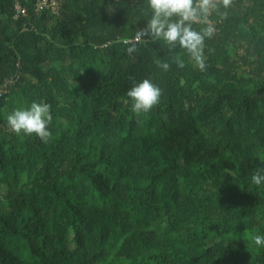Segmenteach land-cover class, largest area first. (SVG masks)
<instances>
[{
  "label": "trees",
  "instance_id": "16d2710c",
  "mask_svg": "<svg viewBox=\"0 0 264 264\" xmlns=\"http://www.w3.org/2000/svg\"><path fill=\"white\" fill-rule=\"evenodd\" d=\"M15 1L0 0V84L20 73L0 97V264H264V184L251 180L264 169V0L207 18L205 71L162 40L124 42L147 0L37 13L19 0V21ZM143 79L162 95L136 116L127 91ZM32 102L51 106L46 142L8 126Z\"/></svg>",
  "mask_w": 264,
  "mask_h": 264
},
{
  "label": "clouds",
  "instance_id": "9594fccd",
  "mask_svg": "<svg viewBox=\"0 0 264 264\" xmlns=\"http://www.w3.org/2000/svg\"><path fill=\"white\" fill-rule=\"evenodd\" d=\"M150 9V17L142 28H139L137 39L149 37L162 40L169 50L177 47L186 53L189 60L200 71L206 70L204 48L205 39L211 38L214 28L207 24V18L216 12L222 19L227 17L226 12L220 9H227L231 6L232 0H147ZM194 23L205 25L196 30ZM182 54L177 53L173 62L180 68L185 67L181 58ZM158 67L168 71V62L156 61ZM162 90L150 79H143L127 91V97L131 101V111L140 116L141 113H149L159 104ZM51 106L43 102H32L26 108L13 110L7 116L9 128L16 134H35L42 141L51 139L52 133L49 125L52 122L50 111ZM252 183L260 186L264 184V169L257 170L251 177ZM256 245H264V236L254 235L252 237Z\"/></svg>",
  "mask_w": 264,
  "mask_h": 264
},
{
  "label": "built area",
  "instance_id": "2783aa9c",
  "mask_svg": "<svg viewBox=\"0 0 264 264\" xmlns=\"http://www.w3.org/2000/svg\"><path fill=\"white\" fill-rule=\"evenodd\" d=\"M61 0H39L36 3V7H35V12H40L42 9L47 8L50 9L52 12H56L58 10L59 7V2ZM28 16V11L26 9V7H24L21 2L19 0H16L14 2V15H13V19L15 21H19L23 18H26ZM24 31L28 30V25L27 23L24 24ZM140 39H137V37L135 36L134 39L131 42H138ZM125 43H127V41H124ZM130 42V41H129ZM20 77V73H17V77L19 79ZM16 78H10L5 80V82L3 84H0V97L7 92L8 87L13 84L15 82Z\"/></svg>",
  "mask_w": 264,
  "mask_h": 264
},
{
  "label": "rangeland",
  "instance_id": "374dc122",
  "mask_svg": "<svg viewBox=\"0 0 264 264\" xmlns=\"http://www.w3.org/2000/svg\"><path fill=\"white\" fill-rule=\"evenodd\" d=\"M135 37V36H134ZM134 37H133V39H134ZM132 39V40H133ZM132 40H127V43H137V42H131ZM130 41V42H129ZM141 41V39L138 41V42H140Z\"/></svg>",
  "mask_w": 264,
  "mask_h": 264
}]
</instances>
